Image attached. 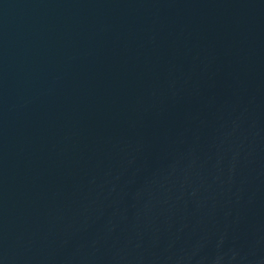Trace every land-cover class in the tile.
<instances>
[{"label":"water","instance_id":"95a60500","mask_svg":"<svg viewBox=\"0 0 264 264\" xmlns=\"http://www.w3.org/2000/svg\"><path fill=\"white\" fill-rule=\"evenodd\" d=\"M0 264H264V0H0Z\"/></svg>","mask_w":264,"mask_h":264}]
</instances>
